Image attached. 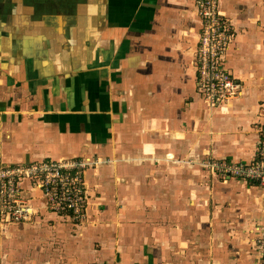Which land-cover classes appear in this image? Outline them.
<instances>
[{
    "label": "crops",
    "instance_id": "obj_1",
    "mask_svg": "<svg viewBox=\"0 0 264 264\" xmlns=\"http://www.w3.org/2000/svg\"><path fill=\"white\" fill-rule=\"evenodd\" d=\"M219 2L242 90L210 105L195 0H0V167L90 163L81 223L21 182L33 220L0 223V264H262L264 192L200 167L264 140V0Z\"/></svg>",
    "mask_w": 264,
    "mask_h": 264
},
{
    "label": "built area",
    "instance_id": "obj_2",
    "mask_svg": "<svg viewBox=\"0 0 264 264\" xmlns=\"http://www.w3.org/2000/svg\"><path fill=\"white\" fill-rule=\"evenodd\" d=\"M220 0H195L201 22L197 48L199 88L205 101L216 105L237 99L241 84L223 69L222 61L234 38L231 23L220 14ZM264 132V126L262 128ZM90 163L87 160L61 159L33 165L0 167V223H31L33 209L21 199V182L36 180L48 202V209L67 214L81 223L87 216L88 191L85 185ZM202 170L225 179H241L255 183L264 192V140L256 160L251 162L208 160ZM264 264V227L255 241Z\"/></svg>",
    "mask_w": 264,
    "mask_h": 264
},
{
    "label": "rangeland",
    "instance_id": "obj_3",
    "mask_svg": "<svg viewBox=\"0 0 264 264\" xmlns=\"http://www.w3.org/2000/svg\"><path fill=\"white\" fill-rule=\"evenodd\" d=\"M25 231V230H24ZM24 234L25 233H28V231H25V232H23ZM2 236L4 237V236H6V234H2ZM26 237H28V235H24V239L26 238ZM12 245H13V247H12V249H16V247H19V245L18 244H16V243H12ZM22 245H25V242L23 243V244H20V247L22 246ZM3 246H5V244L3 245ZM31 247V246H30ZM11 249V248H10ZM9 249V250H10Z\"/></svg>",
    "mask_w": 264,
    "mask_h": 264
}]
</instances>
